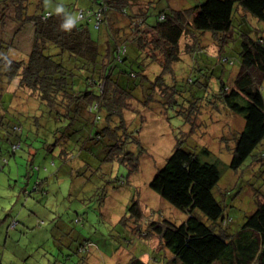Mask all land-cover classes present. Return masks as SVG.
<instances>
[{"label": "trees", "instance_id": "obj_1", "mask_svg": "<svg viewBox=\"0 0 264 264\" xmlns=\"http://www.w3.org/2000/svg\"><path fill=\"white\" fill-rule=\"evenodd\" d=\"M43 1L0 0V7L13 9L18 28L28 24L33 28L31 50L20 58L11 55V46L0 38V119L4 103L14 94L6 88L18 80L20 88L30 90L56 120L64 122L58 152L62 163L74 162L82 154H75L78 149L104 155L106 163L116 162L139 172L142 154L147 151L138 128L144 122L140 105L161 101L179 102L177 114L191 123V134L199 128L194 126L198 125L199 106L221 103L243 115L245 125L236 133L229 164L233 170L241 168L264 141V30L256 28L253 35L246 19L253 16L264 22V0H204L187 8L167 6L156 12L158 0H95L98 9H78L76 16L45 11ZM233 18L243 32L241 66L232 84L220 80L205 104L206 96L184 102L187 98L171 89L167 74L174 75V64L183 54L205 52L198 35L211 34L220 60L234 64V59L221 55L225 43L234 37ZM68 20L73 21L72 26L63 27ZM145 32L156 38L164 55L156 64L160 72L155 71V78L148 72L155 58L144 52L141 42ZM66 54L70 61H65ZM198 87L208 89V84L198 81ZM139 92L147 99L140 98ZM130 104L136 106V116L128 123L124 113ZM14 128L22 130L19 124ZM209 155V148L198 153L177 139L150 187L188 216L179 224L160 211L146 216L139 200L134 199L114 227L129 230L126 244L132 235L130 243L140 251L127 264H264V198L256 200L255 209L232 231L234 220L214 192L221 171L217 162L204 159ZM254 157L264 159L263 155ZM117 180L122 181L119 176ZM110 183L105 180L99 195L103 203Z\"/></svg>", "mask_w": 264, "mask_h": 264}, {"label": "rangeland", "instance_id": "obj_2", "mask_svg": "<svg viewBox=\"0 0 264 264\" xmlns=\"http://www.w3.org/2000/svg\"><path fill=\"white\" fill-rule=\"evenodd\" d=\"M203 1L158 0L155 12L167 6L187 8ZM43 7L45 11L76 16L78 9L88 12L91 8L98 9V4L95 0H44ZM154 18L150 16L151 21ZM246 19L253 35L257 34L256 28L264 30V22L253 16ZM233 21L236 23L234 18ZM235 23L234 37L225 43L221 52L234 59V64L220 60L218 45L212 41L211 34L198 35L205 52L183 54L174 64V75L167 74L171 89L187 98L184 102L206 96V101L202 100L205 104L212 91H217L220 80L232 84L241 66L243 32ZM18 26L13 9L1 6L0 38L11 46L9 53L16 58L31 50L33 36L30 24L23 29ZM147 35L145 32L141 42L146 48L144 52L155 58L148 70L150 78H155L160 72L156 64L163 61L164 55L156 38ZM65 61H70L67 54ZM198 81H205L208 89L201 90ZM6 90L14 94L13 97L6 95L10 99L4 103L0 119V259L3 264H127L140 251L130 243L132 235L126 244L125 234L129 230L124 232L114 227L134 199L139 200L146 216L149 212L160 211L178 224L188 216L186 211L175 207L150 187L152 178L165 164L178 138L183 140L185 147L198 153L204 147L210 149V155L204 159L219 165L221 179L214 192L234 220L232 231L237 230L244 216L255 209L256 200L264 198V159L255 160L254 157L264 156V141L241 168H230L236 133L243 130L245 119L221 103L199 106L195 116L198 125H194L199 128L194 134L190 131L191 123L177 114L179 102L141 104L140 115L144 114V122L138 128H141L140 137L147 151L142 154L139 172H131L128 166L106 163L102 159L104 155L95 156L78 149L75 154H82L74 162L62 163L58 152L63 142L60 136L65 131L64 122L56 120L45 103L30 90L20 88L18 80ZM144 94L137 95L146 100ZM135 107L130 104L124 113L128 123L136 116ZM16 124L22 130L15 129ZM117 176L122 181L117 180ZM105 180L111 183L106 187L109 196L103 203L99 195ZM89 241L92 245L84 246ZM154 242L156 245L157 240ZM80 247L84 251H78Z\"/></svg>", "mask_w": 264, "mask_h": 264}, {"label": "clouds", "instance_id": "obj_3", "mask_svg": "<svg viewBox=\"0 0 264 264\" xmlns=\"http://www.w3.org/2000/svg\"><path fill=\"white\" fill-rule=\"evenodd\" d=\"M72 24H73V21H72V20H68L67 23H65V24L63 25V27H65V28H69V27L72 26Z\"/></svg>", "mask_w": 264, "mask_h": 264}]
</instances>
